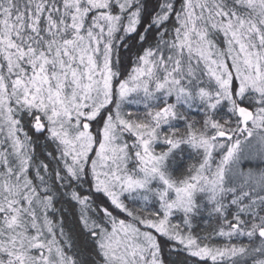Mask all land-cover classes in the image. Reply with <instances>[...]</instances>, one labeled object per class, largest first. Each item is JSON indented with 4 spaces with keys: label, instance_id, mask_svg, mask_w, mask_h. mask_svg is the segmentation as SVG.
I'll return each instance as SVG.
<instances>
[{
    "label": "snow or ice",
    "instance_id": "1",
    "mask_svg": "<svg viewBox=\"0 0 264 264\" xmlns=\"http://www.w3.org/2000/svg\"><path fill=\"white\" fill-rule=\"evenodd\" d=\"M0 264H264V0H0Z\"/></svg>",
    "mask_w": 264,
    "mask_h": 264
}]
</instances>
